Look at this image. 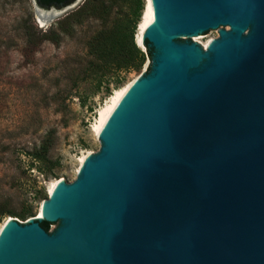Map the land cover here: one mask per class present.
<instances>
[{"label":"water","instance_id":"95a60500","mask_svg":"<svg viewBox=\"0 0 264 264\" xmlns=\"http://www.w3.org/2000/svg\"><path fill=\"white\" fill-rule=\"evenodd\" d=\"M154 3L144 45L162 54L139 80L150 86L63 186L79 194L60 203L59 233L41 227L47 216L15 220L0 264H264V0ZM226 26L203 65L175 42Z\"/></svg>","mask_w":264,"mask_h":264},{"label":"rangeland","instance_id":"374dc122","mask_svg":"<svg viewBox=\"0 0 264 264\" xmlns=\"http://www.w3.org/2000/svg\"><path fill=\"white\" fill-rule=\"evenodd\" d=\"M85 1L75 0L74 8L52 18L54 9L68 5L43 8L37 0H0V214H4L0 227L9 218L34 222L51 196L49 186L57 181L75 185L85 169L82 159L94 160L107 147L95 125L118 89L112 87L110 95L105 90L96 93L95 77L103 72L93 65L89 51L104 25H112L120 15L112 14L106 24L90 15H75ZM232 32L234 28L226 26L214 34L175 42L202 51L198 63L203 65L212 56L211 45ZM35 34L45 37L36 39ZM149 43L152 57L119 89L156 73L162 50ZM142 49L148 53V47ZM47 140L48 160L33 164L26 152L40 149ZM49 222L51 236L67 223Z\"/></svg>","mask_w":264,"mask_h":264},{"label":"trees","instance_id":"16d2710c","mask_svg":"<svg viewBox=\"0 0 264 264\" xmlns=\"http://www.w3.org/2000/svg\"><path fill=\"white\" fill-rule=\"evenodd\" d=\"M75 0H37L43 8L70 5ZM144 11V0H86L74 14L77 16L90 15L102 20L105 24L112 14L120 15V19L112 25H104L90 43L89 54L94 58L93 65L103 73L97 74V92L106 91L111 94L112 87H119L127 80L131 73H138L144 68L147 57H152L153 51L148 40L145 41L148 53L136 44L137 26ZM45 34H48L46 32ZM36 39H43L45 35H34ZM50 142L47 140L32 152H26L33 160L42 164L48 160ZM0 214V223L3 218ZM41 227L49 232L51 222L42 220Z\"/></svg>","mask_w":264,"mask_h":264},{"label":"bare ground","instance_id":"6f19581e","mask_svg":"<svg viewBox=\"0 0 264 264\" xmlns=\"http://www.w3.org/2000/svg\"><path fill=\"white\" fill-rule=\"evenodd\" d=\"M157 22V11L155 7L154 0H148L147 8L144 12V18L139 25V30L137 34V43L141 48H145L144 45V35L148 29L154 27ZM199 39V38H198ZM211 42L207 44L210 47ZM212 47V45H211ZM174 57V60H177ZM150 86V82L140 83L139 81H134L129 85H125L115 91L114 95L111 97L110 101L106 106L100 111L99 118L95 125V130L98 134L111 138L113 134L116 133L117 128L120 126L123 117L128 116L129 112L135 108L137 102L142 97L143 93ZM88 158H83L81 161V168L87 163ZM63 183L60 181L53 182L49 186V193L54 200L53 204L49 208H45V203L43 204L41 211L38 215L39 219H44L45 216L55 219L57 216L63 215L61 210V205L64 200L67 199V211L72 208L74 199L78 196L79 192H64ZM15 220L9 218L0 227V249L1 252L7 245L11 237L13 236V226Z\"/></svg>","mask_w":264,"mask_h":264}]
</instances>
